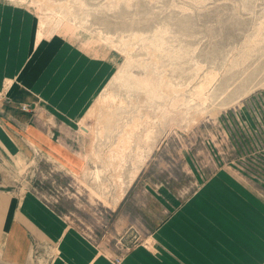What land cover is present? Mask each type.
I'll return each instance as SVG.
<instances>
[{"label":"rangeland","instance_id":"374dc122","mask_svg":"<svg viewBox=\"0 0 264 264\" xmlns=\"http://www.w3.org/2000/svg\"><path fill=\"white\" fill-rule=\"evenodd\" d=\"M0 6L30 12L34 35L44 20L36 41L58 38L104 65L102 85L75 119L22 86L30 102L10 97L16 81L2 80L0 116L18 124L9 112L28 115L51 143L29 146L26 160L0 149V194L16 201L34 195L112 264L148 243L168 216L158 203L162 188L183 201L226 170L264 200V0ZM119 188L125 194L115 206ZM55 249L32 240L23 264H51Z\"/></svg>","mask_w":264,"mask_h":264},{"label":"crops","instance_id":"0c3cea01","mask_svg":"<svg viewBox=\"0 0 264 264\" xmlns=\"http://www.w3.org/2000/svg\"><path fill=\"white\" fill-rule=\"evenodd\" d=\"M33 26L27 10L0 6V86L5 78L14 80L10 97L30 102L22 86L59 115L75 119L102 85L104 65L58 38L36 41ZM13 112L8 116L20 126L0 116V149L26 160L29 146L46 148L51 142L35 133L28 115L15 112L11 116ZM160 191L164 197L158 203L168 209V216L149 235L148 243L130 249L119 264H244L246 260L245 264H264V200L236 176L218 170L183 201L175 199L168 188ZM35 213L40 214L34 217ZM0 233H5L0 238V256L6 264H23L32 240L54 244L51 264H112L111 257L100 253L30 193L17 201L0 194ZM243 236H251L256 248L251 247V237L246 241Z\"/></svg>","mask_w":264,"mask_h":264},{"label":"bare ground","instance_id":"6f19581e","mask_svg":"<svg viewBox=\"0 0 264 264\" xmlns=\"http://www.w3.org/2000/svg\"><path fill=\"white\" fill-rule=\"evenodd\" d=\"M8 18V17H7ZM14 19V18H13ZM4 21H7V20H4ZM15 21H17V20H15ZM15 23H17V22H15ZM5 24H6V22H5ZM4 24V25H5ZM12 24V23H11ZM3 25V24H2ZM17 25H19V24H17ZM15 26V25H14ZM17 27V26H16ZM2 28L4 29L5 27L4 26H2L1 27V30H2ZM7 28H8V26H7ZM18 28V27H17ZM28 28V27H27ZM43 28H45V22H44V20H40V22H39V26H38V30H37V33H36V35H37V39H39V38H41V36H43V34H42V29ZM22 29V28H21ZM20 29V30H21ZM4 31V30H3ZM11 31H12V29H11ZM22 31V30H21ZM2 34H3V32H2ZM11 34V33H10ZM1 36V35H0ZM2 38V37H1ZM4 38V37H3ZM2 38V39H3ZM5 39V38H4ZM10 39V38H9ZM21 39V38H20ZM2 41V40H1ZM0 41V42H1ZM12 46H13V44L12 43H10ZM22 44V43H21ZM6 45V44H5ZM2 46V45H1ZM15 46V45H14ZM22 47V46H21ZM23 47H24V45H23ZM22 47V48H23ZM15 48V47H14ZM13 48V49H14ZM17 48V47H16ZM71 48V47H70ZM9 51V50H8ZM20 51V50H19ZM0 52H1V49H0ZM11 52V51H10ZM72 52V51H71ZM10 54V53H9ZM54 54V53H53ZM12 55V54H11ZM10 55V56H11ZM12 57V56H11ZM85 58V57H84ZM2 60V59H1ZM65 60V59H64ZM80 61V60H79ZM78 61V62H79ZM7 62H8V60H7ZM0 63H2V62H0ZM9 63V62H8ZM10 63H11V61H10ZM10 63H9V66H10ZM16 63V62H15ZM60 63V62H59ZM77 66V65H76ZM11 67V66H10ZM13 67V66H12ZM82 68V67H81ZM1 70V69H0ZM41 70V69H40ZM9 71H11L10 69H9ZM9 71H7V72H9ZM40 73V72H39ZM52 74V73H51ZM41 77V76H40ZM64 77V76H63ZM74 82H76V81H74ZM73 87V86H72ZM69 92H70V90H69ZM64 97H66V96H64ZM65 99V98H64ZM61 102V101H60ZM146 159H147V157H145ZM145 158H143V159H145ZM145 159V160H146ZM133 164H134V167H133V169L131 168V172L129 173V176H130V178H129V180H128V182H127V186H130L131 185V183L136 179V177H137V175H138V173H139V171H140V169H141V166H142V162H140V161H138V162H133ZM125 192V190L124 189H121V188H119V190H118V192H117V195L114 197V201H113V203L115 204V206H117V204H118V202L123 198V196H124V193ZM97 195V198H102L101 197V195H99V194H96ZM112 204V203H111ZM104 205L105 206H107L108 207V202H105L104 201ZM249 205V204H248ZM249 208H251V207H249ZM255 210V209H254ZM254 210H252V211H254ZM35 211V210H34ZM31 213V212H30ZM36 215H34V217L35 216H39V214H37V213H35ZM212 214V213H211ZM240 214V213H239ZM32 215V214H31ZM42 215V214H41ZM239 216V215H238ZM53 217V216H52ZM240 217V216H239ZM54 219H55V217H54ZM251 219V218H250ZM245 236H247V235H245ZM244 237V236H243ZM251 237V236H250ZM250 237H247V239H245L246 237H244V240H248V238H250ZM251 239H253L252 237H251ZM242 241V240H241ZM255 244V242H254V239L252 240V245H251V247L252 246H254V248H256V246L254 245ZM263 244V243H262ZM241 246V245H240ZM249 247H250V245H249ZM250 247V248H251ZM247 248V247H246ZM248 251V250H247ZM250 251V250H249ZM258 251V250H257ZM259 252V251H258ZM260 253H262V252H260ZM251 254H253V253H251ZM254 254H257L256 252L254 253ZM238 256L240 255V252L238 251V254H237ZM258 255V254H257ZM253 256V255H252ZM254 256H256V255H254ZM253 256V257H254ZM243 261H244V259L241 257V256H239ZM257 258H258V256H256ZM246 261H248V260H246ZM245 261V262H246ZM245 262H244V264H245Z\"/></svg>","mask_w":264,"mask_h":264},{"label":"built area","instance_id":"2783aa9c","mask_svg":"<svg viewBox=\"0 0 264 264\" xmlns=\"http://www.w3.org/2000/svg\"><path fill=\"white\" fill-rule=\"evenodd\" d=\"M22 109H23V110H26V107H25V106H22Z\"/></svg>","mask_w":264,"mask_h":264}]
</instances>
